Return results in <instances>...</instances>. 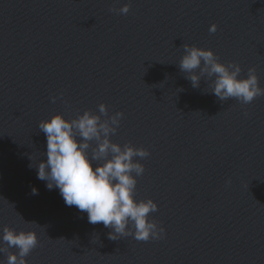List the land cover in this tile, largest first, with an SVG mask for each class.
<instances>
[{
  "label": "water",
  "instance_id": "water-1",
  "mask_svg": "<svg viewBox=\"0 0 264 264\" xmlns=\"http://www.w3.org/2000/svg\"><path fill=\"white\" fill-rule=\"evenodd\" d=\"M185 43L239 64L240 79L255 68L264 88V0H0V247L8 226L36 232L27 264H264V95L242 105L211 79L193 88ZM101 103L123 113L110 140L150 153L134 158L135 199L157 204L162 239L110 240L37 178L39 122Z\"/></svg>",
  "mask_w": 264,
  "mask_h": 264
},
{
  "label": "clouds",
  "instance_id": "clouds-1",
  "mask_svg": "<svg viewBox=\"0 0 264 264\" xmlns=\"http://www.w3.org/2000/svg\"><path fill=\"white\" fill-rule=\"evenodd\" d=\"M129 10L130 4L110 9L123 15ZM216 29L217 26L212 24L209 32L215 33ZM182 48L185 54L178 66L181 72L188 74L185 79L193 88L199 87L202 77L211 79V92L221 102L235 99L242 105L264 95L255 68H249L247 78L240 79L242 69L239 64L221 63L211 49L186 43ZM55 100L56 97H52V101ZM98 110L99 115L85 110L72 120L55 114L39 122L38 127L47 138V159L38 163L37 178L47 182L48 190L58 188L66 206L86 212L89 224H103L112 229L108 233L110 240L129 236L138 242L162 239L165 229L155 220H149L150 214L158 210L157 204L152 199H135L136 177L141 176L145 168L134 158L144 159L150 153L130 142L123 146L112 142L110 136L116 134L123 113L109 116L103 103L98 105ZM93 141L95 147L91 146ZM93 161L99 162L95 168ZM31 194L39 193L33 188ZM27 223L40 226L36 222ZM2 242L4 246L0 247V253H7V264H27L25 258L39 245L35 231L17 233L8 226L3 228ZM13 248L17 251H10Z\"/></svg>",
  "mask_w": 264,
  "mask_h": 264
}]
</instances>
